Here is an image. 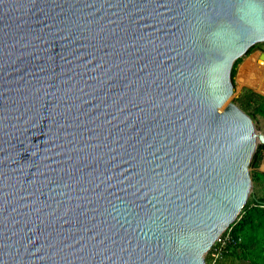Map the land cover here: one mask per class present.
<instances>
[{
    "label": "water",
    "instance_id": "water-1",
    "mask_svg": "<svg viewBox=\"0 0 264 264\" xmlns=\"http://www.w3.org/2000/svg\"><path fill=\"white\" fill-rule=\"evenodd\" d=\"M263 41L264 0H0V264H207L253 192L232 68Z\"/></svg>",
    "mask_w": 264,
    "mask_h": 264
},
{
    "label": "trees",
    "instance_id": "trees-1",
    "mask_svg": "<svg viewBox=\"0 0 264 264\" xmlns=\"http://www.w3.org/2000/svg\"><path fill=\"white\" fill-rule=\"evenodd\" d=\"M253 44L249 51L254 49ZM264 50V48H263ZM242 57L236 59L232 68V77L235 82L237 67ZM253 119L257 115L264 117V94L244 87L234 99ZM264 151V144H259L250 165L253 181L256 183L264 179V173L256 171ZM231 233L235 238L241 237L236 244H230L227 250L215 264H230L233 260H244L248 264H264V195L253 191L245 203L238 218L230 225ZM207 264H211L210 252L206 256Z\"/></svg>",
    "mask_w": 264,
    "mask_h": 264
},
{
    "label": "rangeland",
    "instance_id": "rangeland-1",
    "mask_svg": "<svg viewBox=\"0 0 264 264\" xmlns=\"http://www.w3.org/2000/svg\"><path fill=\"white\" fill-rule=\"evenodd\" d=\"M260 43V42H258ZM257 44V43H256ZM263 45V44H262ZM261 51H264L261 48L253 49L248 54L242 56L241 62L238 64V69L240 67V75L236 74L235 82H234V93L232 94V100L239 95L244 87H250L260 93H264V64L262 60L257 61L259 54ZM255 58V64L250 68L246 69L245 64L249 59ZM244 66V67H243ZM243 68V69H242ZM245 72V73H244ZM248 72V73H247ZM235 101V100H234ZM256 127L264 133V117L257 115L255 119ZM252 170V166L250 165V171ZM253 191L258 192L259 189L257 187V183L254 182ZM230 264H248L244 260H233Z\"/></svg>",
    "mask_w": 264,
    "mask_h": 264
},
{
    "label": "built area",
    "instance_id": "built-area-1",
    "mask_svg": "<svg viewBox=\"0 0 264 264\" xmlns=\"http://www.w3.org/2000/svg\"><path fill=\"white\" fill-rule=\"evenodd\" d=\"M241 237L235 238L231 233V227H228L213 243L210 249L211 255V264H215L220 257L223 255V252L227 250L228 245L236 244L240 241Z\"/></svg>",
    "mask_w": 264,
    "mask_h": 264
},
{
    "label": "crops",
    "instance_id": "crops-1",
    "mask_svg": "<svg viewBox=\"0 0 264 264\" xmlns=\"http://www.w3.org/2000/svg\"><path fill=\"white\" fill-rule=\"evenodd\" d=\"M241 62V61H240ZM239 62V63H240ZM264 64V63H263ZM238 69V67H237ZM237 74L240 75V67H239V70H237ZM264 94V93H262ZM252 169H254L252 167ZM256 171H259V172H262L264 173V151H263V154H262V157H261V160H260V163L259 165L255 168ZM257 183V187L259 189V191L257 192V194L260 196V195H264V179H260Z\"/></svg>",
    "mask_w": 264,
    "mask_h": 264
},
{
    "label": "bare ground",
    "instance_id": "bare-ground-1",
    "mask_svg": "<svg viewBox=\"0 0 264 264\" xmlns=\"http://www.w3.org/2000/svg\"><path fill=\"white\" fill-rule=\"evenodd\" d=\"M255 58L256 57H253V58H251V60L249 59V61H247V63L245 64V68L246 69H248V68H250L251 66H253V64H255ZM258 60L257 61H259V57L257 58ZM244 67V66H243ZM243 69V68H242ZM245 73V72H244ZM248 73V72H247Z\"/></svg>",
    "mask_w": 264,
    "mask_h": 264
},
{
    "label": "flooded vegetation",
    "instance_id": "flooded-vegetation-1",
    "mask_svg": "<svg viewBox=\"0 0 264 264\" xmlns=\"http://www.w3.org/2000/svg\"><path fill=\"white\" fill-rule=\"evenodd\" d=\"M263 44V45H262ZM257 48H261L263 49L264 48V41L263 42H260V43H257L255 46H254V49H257Z\"/></svg>",
    "mask_w": 264,
    "mask_h": 264
}]
</instances>
